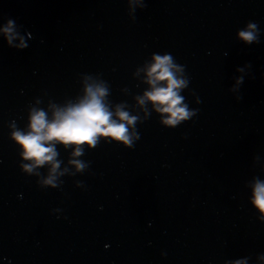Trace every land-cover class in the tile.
Returning a JSON list of instances; mask_svg holds the SVG:
<instances>
[{
    "label": "water",
    "instance_id": "1",
    "mask_svg": "<svg viewBox=\"0 0 264 264\" xmlns=\"http://www.w3.org/2000/svg\"><path fill=\"white\" fill-rule=\"evenodd\" d=\"M156 55L186 82L176 91L194 114L175 126L145 96ZM88 86L117 123V109L136 117L131 147L53 142L55 172L25 171L35 162L13 133ZM257 182L264 0H0V264H264Z\"/></svg>",
    "mask_w": 264,
    "mask_h": 264
},
{
    "label": "clouds",
    "instance_id": "2",
    "mask_svg": "<svg viewBox=\"0 0 264 264\" xmlns=\"http://www.w3.org/2000/svg\"><path fill=\"white\" fill-rule=\"evenodd\" d=\"M13 22L10 20L8 27L4 28L5 35L9 36L11 42ZM255 24H249V28H255ZM240 37L248 42L256 39L252 31H241ZM23 46V42L22 45ZM155 63L148 71L149 84L153 86L151 92L145 96L153 101L164 105L158 111L169 114V119L164 123L175 126L181 120L189 119L194 113L190 112L182 104L183 97L178 95L176 90L185 87L183 79H177L174 75L172 57L170 55H156ZM158 81H166V87H156ZM105 89L101 86H88L86 96L78 104L58 110L49 121L43 111H34L30 118V131L26 134L16 131L13 137L24 149V158L33 160L34 165H25L24 169L31 172L34 166H42L45 163H52V172L58 168V163H53L57 155L53 142L64 145L88 143L95 146L97 137L100 135L110 136L114 140L122 141L131 147V137L128 135L126 124L134 123L136 117H130L127 112L117 109L116 116L121 121L117 123L112 119V113L105 107L102 97ZM143 103V100L140 101ZM78 148L74 155H80ZM78 168L84 165L74 162ZM55 177L49 176L45 184L52 185ZM254 203L264 207V183L257 182L254 188Z\"/></svg>",
    "mask_w": 264,
    "mask_h": 264
}]
</instances>
